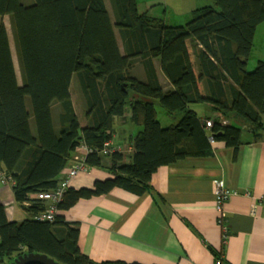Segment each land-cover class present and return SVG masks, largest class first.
Segmentation results:
<instances>
[{"label": "trees", "instance_id": "1", "mask_svg": "<svg viewBox=\"0 0 264 264\" xmlns=\"http://www.w3.org/2000/svg\"><path fill=\"white\" fill-rule=\"evenodd\" d=\"M109 2L112 17L104 0H0L21 76L19 81L0 22V174L10 179L14 201L27 214L20 222L8 220L0 204V264L30 252L60 264H140L93 261L78 248L77 223L60 213L52 221L36 218L47 203L34 194L57 187L81 145L90 149L86 166L112 177L92 188L68 187L57 212L113 188L142 195L152 189L159 167L211 155L209 136L235 152L250 143L244 133L261 138L264 61L252 70L246 65L256 27L264 22V0H212L184 25L139 11L137 0ZM154 59L169 89L159 81ZM134 62L146 79L131 74ZM74 78L84 100L83 126L70 96ZM156 104L176 121L162 126ZM192 104L209 106V113L200 116ZM127 110L129 122L142 129L123 145L113 140L112 125ZM110 139L123 151L102 154Z\"/></svg>", "mask_w": 264, "mask_h": 264}, {"label": "crops", "instance_id": "2", "mask_svg": "<svg viewBox=\"0 0 264 264\" xmlns=\"http://www.w3.org/2000/svg\"><path fill=\"white\" fill-rule=\"evenodd\" d=\"M104 1L112 17L110 2ZM263 33L264 22L256 27L253 46L264 41ZM116 36L119 43L117 31ZM154 66L159 81L169 89L157 59ZM135 68V76L146 79L143 66L137 63ZM71 86V101L80 122ZM197 108L200 116L209 113L207 105ZM81 110L86 122L82 96ZM60 112L56 109L53 114L55 124ZM129 114L127 110L112 125L113 140L123 145L142 129L129 122ZM242 140L250 143L240 145L236 152L223 141H214L209 156L187 157L159 167L150 179L152 189L142 195L113 188L57 213L77 223L78 248L96 262L217 264L220 258L222 264H264V127L260 139L253 141L244 133ZM111 177L104 169L88 167L70 179L69 186L92 188L94 181ZM215 179L236 192L224 206L226 240L214 206ZM0 204L8 220L20 222L27 217L14 201L11 182L1 179Z\"/></svg>", "mask_w": 264, "mask_h": 264}, {"label": "rangeland", "instance_id": "3", "mask_svg": "<svg viewBox=\"0 0 264 264\" xmlns=\"http://www.w3.org/2000/svg\"><path fill=\"white\" fill-rule=\"evenodd\" d=\"M24 1L26 2L27 0H24ZM137 2H138L139 11H146L149 9L151 14H154L156 16H161L163 17L166 23L173 24V25H178V24L184 25L193 16V13H194L193 11L195 9L202 7L204 5L213 4L212 0H137ZM110 8H111V5H110ZM111 11H112V8H111ZM0 22L4 23L6 30L8 32L10 47H11V54H12V58L14 61L15 71H16L17 78L20 81L21 76H20L19 64H18L17 55L15 51L9 16L8 15L0 16ZM257 29L258 31H260L261 26H259ZM262 37H264V33L262 34ZM118 44L120 45L122 49V43L119 41ZM263 46H264V41L254 43L253 52L246 65L247 70H252L256 66L258 60L264 61V47ZM137 63L138 62H134L132 68L130 69L131 74L134 76L137 73V70L135 68V65ZM163 86L166 87L165 85ZM71 93L75 99V105L77 108V112L79 114L80 122L84 125L86 122L84 121V112L83 110H81L82 94L80 90L78 89V85H77L75 78L72 82ZM198 105L200 104H192L191 108L195 109L196 112L201 113L199 108H197ZM155 108L157 112V119L162 124V126H167L168 124L174 123L176 121V120H170V116L166 115L164 109L158 104H156ZM5 183H7V180Z\"/></svg>", "mask_w": 264, "mask_h": 264}, {"label": "built area", "instance_id": "4", "mask_svg": "<svg viewBox=\"0 0 264 264\" xmlns=\"http://www.w3.org/2000/svg\"><path fill=\"white\" fill-rule=\"evenodd\" d=\"M205 127L209 128L212 125V120L207 119L204 121ZM225 123V122H223ZM209 141L211 144L214 143V140L211 136H209ZM123 151L121 146L113 145L110 140L104 143V147L101 151L102 154H108L112 151ZM90 152V149L87 148L85 145L79 146L75 154L72 158L71 165L67 166L63 170L64 178L60 181L57 187L52 191L41 192L34 194V197L41 199L47 203V207L44 211L40 212L37 215V219L41 221H52L57 213V202L62 198L64 191L68 188L70 179L75 177L78 173L86 170L88 167L85 164V157ZM0 179L2 183L11 182L9 178L0 174ZM214 183V206L215 210L218 213L217 222L222 225L223 228V238L224 240L227 239V228L224 225L225 218L223 216L224 206L228 199L235 194L236 192L230 188H228L225 183L221 179H215ZM217 264H222L221 259H217Z\"/></svg>", "mask_w": 264, "mask_h": 264}, {"label": "water", "instance_id": "5", "mask_svg": "<svg viewBox=\"0 0 264 264\" xmlns=\"http://www.w3.org/2000/svg\"><path fill=\"white\" fill-rule=\"evenodd\" d=\"M9 264H60L46 254L30 252L16 256Z\"/></svg>", "mask_w": 264, "mask_h": 264}, {"label": "bare ground", "instance_id": "6", "mask_svg": "<svg viewBox=\"0 0 264 264\" xmlns=\"http://www.w3.org/2000/svg\"><path fill=\"white\" fill-rule=\"evenodd\" d=\"M110 141L112 142L113 145H115L114 141L112 139H110Z\"/></svg>", "mask_w": 264, "mask_h": 264}]
</instances>
